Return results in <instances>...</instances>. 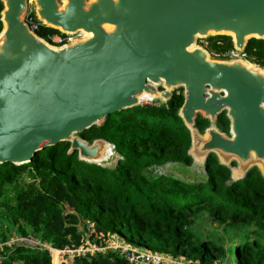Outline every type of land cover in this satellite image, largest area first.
<instances>
[{"label": "water", "instance_id": "1", "mask_svg": "<svg viewBox=\"0 0 264 264\" xmlns=\"http://www.w3.org/2000/svg\"><path fill=\"white\" fill-rule=\"evenodd\" d=\"M0 2V165L26 164L67 142V154L113 171L123 159L114 144L80 134L143 100L166 105L181 90L177 116L191 163L166 162L160 175L205 183L214 155L229 171L227 185L252 170L264 181V67L241 56L250 40L264 41V0ZM29 4L42 28L73 40L54 47L30 32ZM215 36L230 37L239 55L213 57L197 45ZM222 111L228 134L217 125ZM198 116L208 122L203 131Z\"/></svg>", "mask_w": 264, "mask_h": 264}, {"label": "trees", "instance_id": "2", "mask_svg": "<svg viewBox=\"0 0 264 264\" xmlns=\"http://www.w3.org/2000/svg\"><path fill=\"white\" fill-rule=\"evenodd\" d=\"M2 8L0 2V12ZM53 32L41 28L38 33ZM205 47L219 57L233 49L227 36L211 37ZM246 50L264 64V41L250 40ZM182 102V93L175 92L166 105L125 109L83 131V139L114 144L123 159L113 171L79 161L76 152L67 154V142L46 147L26 164H1L0 221L5 229L0 227V244L15 235L53 249L78 246L85 224L91 223L93 234L115 233L129 245L191 264H264V181L256 170L227 185L229 171L210 155L205 183L145 173L166 162L191 163L189 133L177 116ZM195 122L200 131L208 125L200 116ZM217 125L227 129L222 114ZM202 216L222 228L216 241L195 233ZM1 256L2 264H51L47 250L24 245L3 246ZM53 262L58 263L56 256ZM59 264L129 263L108 251Z\"/></svg>", "mask_w": 264, "mask_h": 264}, {"label": "built area", "instance_id": "3", "mask_svg": "<svg viewBox=\"0 0 264 264\" xmlns=\"http://www.w3.org/2000/svg\"><path fill=\"white\" fill-rule=\"evenodd\" d=\"M24 23L26 24L28 30L34 33L40 40H44L48 44L54 47H60L67 44L73 40L72 37H68L59 32L39 34L41 30L40 24L36 21L35 16L29 8L28 12L25 13L23 17ZM207 44V42H206ZM205 44V45H206ZM222 54H225L224 58H234L239 54L234 51V49L228 50ZM218 56V55H217ZM243 57V54H241ZM219 57V56H218ZM147 101V100H143ZM142 101V102H143ZM141 102V104H142ZM150 104H157L156 102H149ZM94 227L91 223H86L83 231L84 240L80 245L75 246L73 244L65 246L63 249H53L47 243H39L32 238L15 237L9 242H4L0 244V252L3 251V246L11 245H24L30 248L44 249L49 252V255L56 253L58 256V263L70 262L75 257H86L91 255H99L108 251L116 252L119 257L125 260L129 264H191L190 262L184 261L183 258H174L167 254H159L151 252L147 249L132 246L127 244L123 238L115 233L107 234H93ZM33 245V246H30ZM0 253V264H2V256ZM218 264V263H214Z\"/></svg>", "mask_w": 264, "mask_h": 264}, {"label": "rangeland", "instance_id": "4", "mask_svg": "<svg viewBox=\"0 0 264 264\" xmlns=\"http://www.w3.org/2000/svg\"><path fill=\"white\" fill-rule=\"evenodd\" d=\"M29 8L31 9L32 6L31 4H29ZM207 41L203 40V39H199L197 41V45L203 47L206 49L205 44ZM211 56L213 57H218L216 54H212L210 53ZM177 94L181 93L180 90L175 91ZM142 104H146L149 105L150 103H148L147 101H143ZM46 142H44L45 144ZM148 176H155V175H159L164 173L161 167H152L149 168L146 172H145ZM175 173L177 174L178 177H180L181 179H189L192 180L191 177H189L186 173L183 172H179V171H175ZM4 219V218H3ZM2 219V220H3ZM3 227V229H5L4 223H2V221H0V227ZM194 230L195 233L198 234L199 237H203V238H208L210 237L211 239H214V241H216L219 236H222V228H217V225L215 223L210 222L209 218L207 216H202L200 217L194 225ZM15 237V235H11V237L6 241V242H10L11 239L13 240ZM33 246V245H30ZM1 253V252H0ZM53 256H56V259L58 260V256L56 253H53L52 251V255H51V264H55L53 262ZM59 262V261H58ZM58 264V263H57ZM218 264H229L228 262H222V263H218Z\"/></svg>", "mask_w": 264, "mask_h": 264}, {"label": "flooded vegetation", "instance_id": "5", "mask_svg": "<svg viewBox=\"0 0 264 264\" xmlns=\"http://www.w3.org/2000/svg\"><path fill=\"white\" fill-rule=\"evenodd\" d=\"M254 43H255V42H254ZM246 49H247V46H246L245 49H244V52H243V58H244L246 61L252 62L255 66H261V67H264V66H262V65H264V64L261 65V63H258V62L256 61L255 56L249 54V53L247 52ZM224 57H225V54H222V58H224ZM222 117H224V118L227 120V118H226V112H225V111H222ZM227 122H228V120H227ZM228 132H229V122H228V126H227V129H226V130H224V129L222 128V133H224V134H228ZM233 164H234V163H232V165H233Z\"/></svg>", "mask_w": 264, "mask_h": 264}, {"label": "crops", "instance_id": "6", "mask_svg": "<svg viewBox=\"0 0 264 264\" xmlns=\"http://www.w3.org/2000/svg\"><path fill=\"white\" fill-rule=\"evenodd\" d=\"M59 264V263H58Z\"/></svg>", "mask_w": 264, "mask_h": 264}]
</instances>
